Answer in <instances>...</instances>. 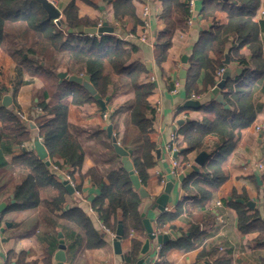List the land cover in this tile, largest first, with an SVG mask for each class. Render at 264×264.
<instances>
[{"label":"trees","instance_id":"1","mask_svg":"<svg viewBox=\"0 0 264 264\" xmlns=\"http://www.w3.org/2000/svg\"><path fill=\"white\" fill-rule=\"evenodd\" d=\"M83 1L91 4L89 0ZM103 1L111 5L113 19L119 25L125 18L135 15L132 0ZM160 1V16L164 26L155 37L154 60L161 69L160 64L167 56L174 31L187 27L189 6L187 0ZM258 3L259 0H224L222 4L227 6V22H213L189 55V65L183 83L188 93L199 91L196 81L202 70H205L203 81L213 86L217 80L214 79L217 69L229 67L231 61H236L244 67L247 62L238 50L242 44H249L250 61L254 65V70L247 76L244 71L238 73L233 70L220 89V96L201 106L202 118L199 121H189L181 127L179 151L184 160L187 159L188 152H198L206 148L203 140L207 134L214 132L219 138L216 148L210 150L204 159L201 170L183 177L181 187L190 196L194 195V189L202 188L199 185L201 181L216 187L224 180L225 175L220 172L218 165L232 145L234 129L252 121V97L259 84L264 94V42L258 38L259 32L264 31V20L255 22L251 19ZM218 6L214 1L211 11ZM206 11V7L203 8L205 15L211 12ZM61 13L57 24L47 15L38 0H0V48L11 57L17 73L28 74L42 82L40 87L32 89V107L28 118L37 127L38 136L47 155L50 158L58 155L68 167L78 168L83 160V150L78 139L68 130L67 106L62 102V98L71 95L72 103L77 105L95 102V99L82 84L59 78L57 72L61 70L67 74H87L89 82L101 98L108 96L109 99L108 89L110 86L114 87L117 81L122 87L131 88L134 97L128 104L127 123L136 129L137 134L131 143L133 145L129 146L132 150L129 158L140 184L144 185L148 176L147 168L154 163V143L149 136L153 109L147 101L154 83L139 82L138 77L144 71V66L138 61L129 62L137 46L113 33H84L83 27L97 25L99 20L80 14L75 0H68ZM113 27L116 25L113 24ZM228 43L230 46L225 51ZM225 54L229 60L227 65L223 62ZM114 76H118L119 80L115 81ZM247 78L250 80L246 81ZM21 82L25 81L21 79L17 84ZM16 86L14 85L11 91V103L8 106L0 103V176L5 174V155L11 153L13 146L30 139L29 123L17 114L19 105L15 100ZM5 90L4 86H0V99ZM37 108L40 112H36ZM106 145L104 158L110 165H93L83 174L99 188V192L91 200V207L97 212L99 220L112 231L120 221L122 236L129 235L132 229L134 233L144 237L146 233L140 216L142 198L132 186L120 159L113 161V157L117 159L120 156L114 152L111 142L108 141ZM18 158L26 162L31 171L21 175L18 181L9 183L8 192L13 194L14 201L8 202L6 208L0 212V221L7 210H23L37 206H42L49 213L60 210L58 216L61 219L83 230L87 247L100 246L103 243L101 236L80 207L61 208L66 189L62 181L56 180L49 173L44 161L30 150H24ZM259 179L260 210L254 209L252 213H248L243 204L229 202L237 210L238 228L243 232L258 231L257 246L264 250V170L259 173ZM48 185L58 190L56 195L52 198H40V190ZM4 186L6 182L0 183V190ZM117 209L121 213L120 219L116 218ZM179 213V206L175 210L161 211L154 220V233L160 232L167 223L169 229L174 228L171 222ZM59 228L66 236L63 227ZM197 229V224H191L188 233H182L175 243L166 241L161 244V248L164 250L180 241L190 240ZM191 244L189 241L187 246ZM141 245V238H131L130 250L123 258L125 264H135ZM3 258L5 264L37 263L36 260H27L23 250H8ZM42 262L52 264L51 255L43 258ZM261 264H264V254Z\"/></svg>","mask_w":264,"mask_h":264},{"label":"crops","instance_id":"2","mask_svg":"<svg viewBox=\"0 0 264 264\" xmlns=\"http://www.w3.org/2000/svg\"><path fill=\"white\" fill-rule=\"evenodd\" d=\"M67 1L52 0L60 11V17L62 16L61 9ZM89 1L91 4L83 0H75L79 13L98 19V23L106 21L107 25L115 24L116 27H113L111 33L137 46L129 62L138 61L144 66V71L139 74L138 81L154 83L147 96V101L153 109L149 136L154 143L152 151L154 163L147 168L148 176L142 186L151 197H156L162 192L165 181L175 176L171 201L164 206L163 210L171 211L179 206L180 213L171 222L174 228H170L176 232L177 237L169 239L168 242L175 243L182 233H188L191 224L198 225L195 235L190 240L180 241L164 250L161 248L163 243L158 244L155 239L152 240L147 253L150 256L148 264H261L264 250L257 246L258 231H241L237 226V210L229 202L243 204L248 209V213L260 208L261 193L258 180H260L259 173L264 170V94L260 90V84L252 97L254 108L252 121L248 125L234 129L232 145L218 165L220 172L225 175L224 180L216 187L201 181L199 185L202 188L194 189V195L190 196L181 187L182 180L179 181L176 178L183 168L188 167L185 163L189 162L190 165L195 163L194 159L199 152H188L187 159L184 160L183 154L179 151L182 139L181 127L189 121H199L203 116L201 106L207 105L220 96V90L218 95H214L211 91L216 83L210 86L209 82L203 81L205 70L200 72L196 81L199 91L189 93L184 89L183 84H180L179 71L181 68L187 69L193 46L201 35L211 28L213 22L220 24L227 22V6L222 4L224 0H191L192 23L188 25L186 22V29L174 31L167 56L160 64L161 69L154 60L155 37L164 26L160 16V0H132L135 15L125 18L121 25L113 19L110 4L103 0ZM214 1L219 6L211 11V4ZM144 4L149 9L148 31L152 42H142L138 39L143 23L140 11ZM205 7L206 12L211 11L206 15L203 13ZM251 19L255 22L264 20V0H259ZM258 38L264 42V31L259 32ZM229 46L228 43L225 51ZM238 50L245 57L246 67L236 61H231L228 65L230 73L233 70L238 73L244 71L247 76L254 70V65L250 61V46L245 43ZM262 55L264 57V45ZM184 56L186 61H183ZM28 77L25 73H17L11 57L0 48V86L6 89L2 95L7 93L11 96L13 86L17 85L15 100L19 105V111L23 113H29L32 107L33 87L38 88L42 85L40 79H29ZM21 79L25 82L17 84ZM214 79H216L215 75ZM114 80H119V77L114 76ZM175 80L178 82L177 86ZM245 80L249 81L250 78ZM117 82L114 87L110 86L108 89L109 99L105 110H102L96 101L77 105L72 103L71 95L62 98V102L67 106L68 130L80 142L83 160L80 167L72 169L63 163L60 156L55 155L50 158L47 155L49 164H46L49 173L58 181L66 179V174L69 173L73 191L69 193L65 190L61 208L80 207L90 219L92 227L101 236L103 243L98 247H87L83 230L61 219L58 216L60 210L49 213L42 206H37L23 210H7L4 213L0 225L4 226L5 221H9L10 224L0 231V253L3 256L8 250H23L25 258L36 260V264H43V258L48 255H51L52 264H55L50 251L57 249V233L60 231L66 245L64 264H125L123 258L130 250L131 238L136 236L143 242L146 235L140 237L130 229L129 235L122 236L119 240L120 252L115 251L113 246L115 230L114 234H111L102 229V222L97 212L91 207V200L99 192V188L83 175L93 165H110L104 158L106 143L111 142L105 128L108 123H111L112 133L123 147L129 148L133 145L131 144L133 139L136 138V129L127 123L128 104L134 97V91L126 86L122 87ZM174 87L176 89L172 91ZM193 95H197L198 98ZM189 99L197 100L198 105L186 103ZM29 134L28 141L13 146L11 153L5 155V174L0 176V183L6 182V186L0 190V197H2L0 201H5L6 205L8 202L11 203V199L14 200L13 194L8 192L9 183L18 181L21 175L31 171L27 163L18 158L24 150L36 153L33 142L36 138L39 140L41 138L38 136L35 125L29 127ZM172 134L174 139H171ZM218 140L217 133L207 134L203 140L206 148L200 151H205L208 155L210 150L216 148ZM169 144H174L177 151L171 152L167 149ZM156 147L159 148L158 156L155 153ZM173 158L182 165L177 175H172L171 172ZM119 159L113 157V161L117 162ZM198 170H201V165ZM57 191L50 185L43 187L40 190V198H52ZM248 200L253 202L252 207L246 204ZM160 212L157 208H148L146 215L151 218L152 227ZM116 218H121L119 209L116 211ZM168 225L167 223L160 232L168 231ZM60 226L63 227L66 236L59 228ZM189 241L192 243L191 246H187ZM0 262L5 264L1 256Z\"/></svg>","mask_w":264,"mask_h":264},{"label":"water","instance_id":"3","mask_svg":"<svg viewBox=\"0 0 264 264\" xmlns=\"http://www.w3.org/2000/svg\"><path fill=\"white\" fill-rule=\"evenodd\" d=\"M42 7L47 12V15L51 17L57 24L59 23V17H60V11L57 9L55 4L50 0H38ZM83 32L87 34H103V33H111L113 31V26L107 25L106 21H103L101 25H92V26H85L83 27ZM183 61H186V57H183ZM223 62L227 65L229 63L228 57L225 54V57L223 59ZM186 70L185 68H181L179 71V81L180 84L184 83V77H185ZM230 75V68L226 67L224 71L221 73L219 80L216 82V84L212 88V93L214 95L219 94V90L223 87L226 78ZM57 76L59 78H66L69 81H75L77 83L82 84V86L92 95V97L95 99V101L99 104L100 108L102 110L106 109V102L108 99V96L105 98H101L92 87L91 83L89 82V76L87 74L83 75H77V74H67L65 71H58ZM11 103V96L7 93L3 94L1 97V104L4 106H8ZM186 103L192 104V105H198L197 100H187ZM227 106V105H226ZM30 127H34V124L32 121L29 122ZM106 132L107 135L110 137L111 144L113 147V150L116 154L120 156V162L122 164V167L127 171L128 176L130 178V181L132 183V186L137 190L138 194L142 198V204L140 206V216L141 221L146 233V237L144 238L142 245L139 250V255L136 260V264H148L150 261V256L147 254L150 248V242L152 240H156L158 244L164 243L168 241L171 238H176L177 234L173 229H169L166 232H158L154 233L153 227L151 225V218L146 215V212L148 208H157L160 211L164 209V206L171 201V192L174 188L175 184V176H172L170 179L166 180L162 192L157 195L156 197H151L147 190L140 184V181L137 177V175L134 173L132 168V163L129 158V155L131 153L130 148H125L121 144L118 143L116 140L114 134L112 133V125L111 123H108L106 125ZM34 149L36 151L37 156L44 161L45 164H49V161L47 159V151L45 147L43 146V143L41 140L36 138L33 142ZM156 156L159 154V148H155ZM173 156H175V153H173ZM207 153L205 151H199L195 157V163L192 165L183 168V170L176 176V178L181 181L183 177L187 176L193 171H198L199 165H202L204 159L206 158ZM62 183L64 185V188L71 193L73 191V187L68 182V180L64 179L62 180ZM258 183H260V180H258ZM14 200L11 199V202ZM246 204L250 207L253 206L252 201H247ZM6 208V202L0 201V212L3 211ZM264 219V216H263ZM10 223L9 221L4 222V226L0 225V231H3L5 226H8ZM123 235V229L122 224L120 221H118L116 228H115V236L113 238V246L117 253L120 252L119 249V240L121 239ZM58 236V243H57V249L51 250L50 252L53 254V259L55 260V264H64L66 260V253L65 248L66 245L63 240L62 233L59 231L57 233ZM0 256L3 257V254L0 253ZM0 264H2L0 262Z\"/></svg>","mask_w":264,"mask_h":264},{"label":"built area","instance_id":"4","mask_svg":"<svg viewBox=\"0 0 264 264\" xmlns=\"http://www.w3.org/2000/svg\"><path fill=\"white\" fill-rule=\"evenodd\" d=\"M188 3H189V15H188V17H187V20H186V22H187V24L188 25H191V23H192V17H191V3H192V1L191 0H189L188 1ZM140 18H141V20H142V32L140 33V35L138 36V39L140 40V41H142V42H152L151 41V38H150V36H149V31H148V19H149V9H148V6L146 5V4H144L143 6H142V8H141V11H140ZM98 25H101V23H98L97 24V26ZM224 71V68H219V69H217V71H216V79H217V81L219 80V78H220V75H221V73ZM80 75H83V73H80ZM175 84H176V86L178 85V82H177V80H175ZM175 87L172 89V91H175ZM193 97H195V98H198V96L197 95H193ZM36 112H40V109L39 108H37L36 109ZM17 114L19 115V117L21 118V119H23V120H25V121H27L28 123L31 121L29 118H28V113H23V112H21V111H17ZM104 116L106 115L105 113L103 114ZM258 128V127H257ZM171 139H174V135L172 134L171 135ZM167 149H169L171 152H176L177 151V148H176V146L174 145V144H169V145H167ZM171 165H172V169H171V172H172V175H177V173H178V171L181 169V166L182 165H180L179 163H178V161L175 159V158H173L172 160H171ZM185 165L186 166H189L190 164H189V162H187V163H185ZM66 180H68V182L71 184V180H70V177H69V173L67 172V174H66ZM72 185V184H71ZM101 228L102 229H104V230H106V231H108V232H110L111 234H114V232L112 231V230H110L105 224H103V223H101Z\"/></svg>","mask_w":264,"mask_h":264},{"label":"rangeland","instance_id":"5","mask_svg":"<svg viewBox=\"0 0 264 264\" xmlns=\"http://www.w3.org/2000/svg\"><path fill=\"white\" fill-rule=\"evenodd\" d=\"M50 1H52V0H50ZM27 75H28V74H27ZM79 75H80V74H79ZM28 76H29V75H28ZM28 78L30 79V78H32V77H30V76H29ZM2 80H4V78H3V77H2Z\"/></svg>","mask_w":264,"mask_h":264}]
</instances>
